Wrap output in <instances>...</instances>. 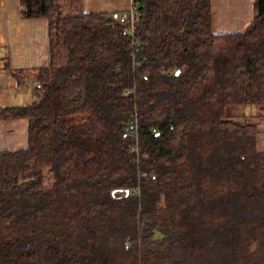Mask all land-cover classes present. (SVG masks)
<instances>
[{"label": "trees", "instance_id": "trees-1", "mask_svg": "<svg viewBox=\"0 0 264 264\" xmlns=\"http://www.w3.org/2000/svg\"><path fill=\"white\" fill-rule=\"evenodd\" d=\"M20 2L50 61L0 108L28 121L0 150V264H264V0L224 35L211 0H133L132 37L81 0Z\"/></svg>", "mask_w": 264, "mask_h": 264}, {"label": "crops", "instance_id": "crops-1", "mask_svg": "<svg viewBox=\"0 0 264 264\" xmlns=\"http://www.w3.org/2000/svg\"><path fill=\"white\" fill-rule=\"evenodd\" d=\"M81 3L85 13L119 15L131 9L133 0ZM254 3L255 0H211L212 32L224 35L245 31L254 19ZM49 61L48 21L23 18L20 0H0V108L23 106L32 93V85L22 91L17 86L34 78L14 77L12 72L46 67ZM27 136V120L0 121V150L26 148ZM261 145L264 147V139Z\"/></svg>", "mask_w": 264, "mask_h": 264}, {"label": "built area", "instance_id": "built-area-1", "mask_svg": "<svg viewBox=\"0 0 264 264\" xmlns=\"http://www.w3.org/2000/svg\"><path fill=\"white\" fill-rule=\"evenodd\" d=\"M139 14H140L139 9L136 6H134V4H133L130 10L123 12V13L119 14V16H117V20L119 21V23L126 25L128 27L126 29V31L124 32L125 35H129L131 37L133 36L134 26H135V23L137 21ZM33 84H34V80H32V79L28 80V82L22 83L19 86H17V90L18 91L25 90L29 86H31V85L33 86ZM128 136L130 138H137V131L128 132Z\"/></svg>", "mask_w": 264, "mask_h": 264}, {"label": "rangeland", "instance_id": "rangeland-1", "mask_svg": "<svg viewBox=\"0 0 264 264\" xmlns=\"http://www.w3.org/2000/svg\"><path fill=\"white\" fill-rule=\"evenodd\" d=\"M29 98L27 99V103H25L23 106H25V105H30L32 102H33V100H32V93H31V91L29 92ZM249 110V108H242V109H237V111L236 112H239V113H245V112H247ZM259 114V113H258ZM263 127V128H262ZM262 130L264 129V122H263V125H262Z\"/></svg>", "mask_w": 264, "mask_h": 264}]
</instances>
